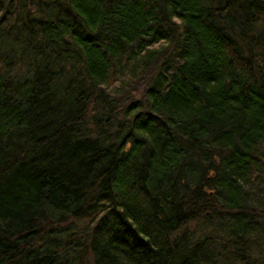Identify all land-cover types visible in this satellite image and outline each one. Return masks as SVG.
Segmentation results:
<instances>
[{"label":"trees","instance_id":"16d2710c","mask_svg":"<svg viewBox=\"0 0 264 264\" xmlns=\"http://www.w3.org/2000/svg\"><path fill=\"white\" fill-rule=\"evenodd\" d=\"M0 264H264V0H0Z\"/></svg>","mask_w":264,"mask_h":264},{"label":"bare ground","instance_id":"6f19581e","mask_svg":"<svg viewBox=\"0 0 264 264\" xmlns=\"http://www.w3.org/2000/svg\"><path fill=\"white\" fill-rule=\"evenodd\" d=\"M48 29H50L51 30V32L52 31H54V27H53V24H49L48 25ZM10 27H6V28H4V30H6V31H8V29H9ZM177 36H178V38H177ZM175 35V36H173V39L172 40H184V37L183 36H181V35ZM172 40H170V41H172ZM41 56V54L40 53H35V54H33L32 56H30L28 59L29 60H31V61H37V60H39L38 58ZM49 72V71H48ZM45 100H48L49 99V95H47L45 98H44ZM30 101V102H29ZM29 101L28 100H25L24 98H23V102L24 103H27V108H25L26 110H28V108H29V110H28V120H26L25 121V123H24V125L23 126H25V125H29V126H31V125H33L34 127L36 126V127H40V128H42V126H43V123H44V119H43V115H40V113L38 114V107H36L34 104H36L35 103V101L30 97L29 98ZM19 102V101H18ZM29 102V103H28ZM33 102V103H32ZM43 103V102H42ZM38 120H40V121H38ZM44 127V126H43ZM40 130V129H39Z\"/></svg>","mask_w":264,"mask_h":264}]
</instances>
